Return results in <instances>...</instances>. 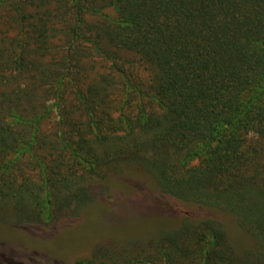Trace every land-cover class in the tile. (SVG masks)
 Wrapping results in <instances>:
<instances>
[{
	"label": "trees",
	"instance_id": "trees-1",
	"mask_svg": "<svg viewBox=\"0 0 264 264\" xmlns=\"http://www.w3.org/2000/svg\"><path fill=\"white\" fill-rule=\"evenodd\" d=\"M0 17L21 32L0 40L10 222L80 216L140 171L252 241L166 209L146 232L163 264H264V0H0Z\"/></svg>",
	"mask_w": 264,
	"mask_h": 264
},
{
	"label": "rangeland",
	"instance_id": "rangeland-1",
	"mask_svg": "<svg viewBox=\"0 0 264 264\" xmlns=\"http://www.w3.org/2000/svg\"><path fill=\"white\" fill-rule=\"evenodd\" d=\"M104 13L115 15L111 9ZM2 24L0 20V40L20 37L19 28ZM139 172L128 174L125 179L136 178L126 187L113 184L103 203L84 208L80 216L60 218L51 226L29 222L16 225L10 222L14 207H0V264H77L79 260L94 258L97 251L106 264H163L149 248L154 235L146 232L155 230L150 219L165 216L166 209L170 212L180 209L192 219L221 220L232 241L243 246L239 248L243 250L251 244L249 237L237 235L235 224L227 223L220 211L178 202L163 194L152 177Z\"/></svg>",
	"mask_w": 264,
	"mask_h": 264
}]
</instances>
